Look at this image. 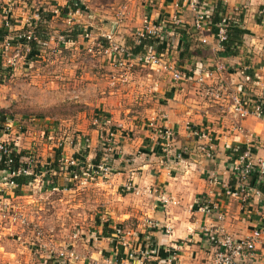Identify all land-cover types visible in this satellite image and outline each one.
Returning <instances> with one entry per match:
<instances>
[{
    "label": "crops",
    "instance_id": "1",
    "mask_svg": "<svg viewBox=\"0 0 264 264\" xmlns=\"http://www.w3.org/2000/svg\"><path fill=\"white\" fill-rule=\"evenodd\" d=\"M189 1L130 0L122 10L124 21L116 22L114 31L117 42L132 48L137 41L136 31L142 28L145 18L165 21L178 10L183 26L171 39L177 50L164 52L163 62L188 73V81L175 82L163 67L142 66L133 60L121 69L116 55L90 54L80 39L61 43L60 36L54 35L48 36L37 55L30 56L27 67L19 68L14 74L27 76L24 90L29 103H40L41 85L46 83L45 91L52 89V99L57 91L60 104L75 99L86 108L81 118L83 124L79 125L82 129L67 137L74 138L72 144L67 141L57 146L50 142L52 145L40 150L35 148L36 133L27 139L24 135L14 136L13 144L26 155L22 158L24 163L31 158L29 154L35 153L38 161L42 159L41 163L48 158L55 161L59 156L83 163L90 157L100 160L97 165L106 162L110 167L109 174L95 178L94 182L81 178L80 189L87 193L86 199L99 200L103 207L96 218L98 238L80 246L82 251L64 245L68 252L79 255L74 264H150L151 261L213 264L214 248L202 229L220 223L217 213L205 215L199 211L202 198H207L225 215L224 229L236 238L247 237L264 222V186L260 187L261 196L253 195L246 203L226 193L228 188L236 186L232 169L237 158L229 155V151L250 149L255 157L264 159V116L247 117L241 122L243 132H240L235 129L229 111L233 94L242 95L248 103L264 102V0H200L214 12L223 5L229 15L237 18L235 25L243 31L237 41L240 43L226 52L219 47L213 31L195 33ZM104 31L100 29L96 35ZM52 49L57 61L53 73L58 81L51 74L43 79L40 66H35ZM193 72L206 74L207 84L225 88L223 98L206 97ZM164 128L175 134L169 152L164 150L165 141L156 134ZM196 130L211 137L212 158L199 151L208 142L195 136ZM12 134H5L1 141L8 142L7 137ZM36 166L26 174L29 182L17 189L8 186L0 172V194L17 213L41 227L49 224L53 227L49 221L53 212L47 201L54 192L69 190L68 182L73 180L64 170L49 177L46 168L39 167L41 171L37 172ZM40 175L44 178H37ZM78 213L83 214L76 211L74 216ZM72 220L77 224L80 218ZM18 226L0 221V242L9 235L19 234ZM105 226L112 231L110 236H105ZM68 227L65 224L66 234ZM117 227L130 235L125 245L115 236ZM132 253L134 259L130 258ZM255 262L264 264V238L257 246Z\"/></svg>",
    "mask_w": 264,
    "mask_h": 264
},
{
    "label": "built area",
    "instance_id": "2",
    "mask_svg": "<svg viewBox=\"0 0 264 264\" xmlns=\"http://www.w3.org/2000/svg\"><path fill=\"white\" fill-rule=\"evenodd\" d=\"M70 1L71 0H69V2ZM146 1H148V3H152L155 0ZM84 7L85 10L82 7H78L75 11L70 10L69 13L65 15L62 14V7H55L51 11V18L65 17L67 24L70 28L74 29L73 31H70V33L68 32L59 35L61 43H75L77 39H82L87 42L84 44L87 46V51L90 54L100 52L103 54L116 55L118 60L117 65L121 69L126 66L127 62L133 60L142 66L147 65L151 68L163 67L164 70L171 73L172 79L175 82L188 81L190 79L188 73L177 69L174 64L164 63L163 53H158L155 49H149L146 52L135 54L133 52V47L127 48L117 42L114 33H104L99 36H94L92 31H94L95 25L93 22L91 24L88 22L87 24L82 25L81 20L84 12L86 11V6ZM189 7L194 14L193 28L195 33L204 34L213 31L219 47L221 50L225 51V43L229 40V32L231 28L235 26L237 18L224 11L221 15V19L214 23L213 9H207L200 0H190ZM176 8L178 9V5ZM44 11H47V9H44ZM6 14V21H4L2 26L8 29V34L3 37V39L0 38V84L5 83L8 78L14 77L15 72L20 68L21 62H24L25 60L29 61L28 59L30 58L32 52L30 47L31 42H36L41 45L43 44L37 32L42 21V13L34 15L31 18V22L25 24L22 29L15 28V24L9 21V13L6 12ZM124 14V12H121V17L117 21L118 23H122L124 21ZM89 20H93V18L89 17ZM182 23L183 21L178 13V10L172 15V17H170L169 20L165 21L154 22L145 18L142 28L136 31L135 37L137 40H158L160 44L167 45V47H169L166 52L177 50L175 41H171V39L173 40V37L177 35L178 29L183 26ZM75 32L78 34L73 35ZM169 41L172 42V45H170ZM202 41L206 42L205 39ZM96 46L98 49H95ZM10 52L13 53L10 54ZM193 74L196 76V83L199 85V88L206 97L220 100L225 95V92H227V90L223 87H216L207 84L206 74L203 75L202 72H193ZM122 79H124V77H122ZM229 111L235 122V129L243 132V127L241 126V122L243 120L249 116L259 118L264 116V102L254 101L252 103H248L242 95L233 94L230 95ZM12 127L13 123L8 119L5 124L4 135L5 132L9 131ZM156 134L165 141L164 150L169 152L173 148V141L175 138L174 132L164 128L160 129ZM194 134L199 139L207 140L208 144L199 147V151L204 153L208 158H212L213 141L209 134L201 130L194 131ZM11 146L17 149L15 144L11 145L8 142L1 141L0 138V161L4 158L9 159L7 161L6 170L0 172L7 185L13 189H17L19 185L14 181V179L23 176V174L26 175L30 173L31 169L26 166L20 168L18 171H12V160L10 159V155L13 148ZM60 162L63 164L62 170L66 171L72 180H79L83 176H94V178H98L109 174L110 170V167L106 164V162L103 165H97L92 162L90 157L84 160L83 163L75 158H63L60 159ZM85 164L88 165L86 166ZM87 168L89 172L87 171ZM232 171L233 176L235 177V180L233 181L234 183L236 181V186L234 189H227L226 193L228 196H238L244 203H246L253 197V195H262L260 187L264 186L263 158L255 157L251 150L247 149L242 155L237 157ZM164 202L167 203L168 201L165 200ZM218 210L219 208L210 203L207 198L201 199L199 211L203 212L205 215L217 213V220L220 223V225H208L202 229V233L207 238V241L214 248L213 264H256L257 246L264 238V222L260 227L255 228L247 237L236 238L225 231L222 224L225 219V215ZM0 221L24 226L29 230L31 229L30 231H33V233L37 236L44 237L45 235L37 224L30 221L26 216L17 213L16 209L9 202H7L1 194ZM150 224L152 227L155 226L154 223ZM115 236L122 245H125L127 237L130 235L125 229L117 227L115 229ZM60 255L63 258H67L70 262L77 261L79 259L78 254L68 252L66 249H62ZM130 258L134 259L133 253L130 254Z\"/></svg>",
    "mask_w": 264,
    "mask_h": 264
},
{
    "label": "rangeland",
    "instance_id": "3",
    "mask_svg": "<svg viewBox=\"0 0 264 264\" xmlns=\"http://www.w3.org/2000/svg\"><path fill=\"white\" fill-rule=\"evenodd\" d=\"M80 1L82 5L86 6V11L81 20L82 25L93 22L95 25L94 31H92L94 36H97L98 29L106 27V31L103 33H107V30L112 29L113 24L120 19L122 10H125L126 5L130 3V0ZM68 2L69 0H0V27L6 21V12L9 13V21H13L15 24L14 27L22 29L23 25L31 22V18L34 15L38 13H42V17L46 16V14L51 15V11L55 7H64ZM44 9H47V11H44ZM126 11L128 12V9ZM23 15L24 19L22 18ZM89 17H92L93 20H89ZM42 30L45 31L46 36H59L68 32L70 33L74 29L70 28L65 17H56L52 18L50 23H44ZM80 40L83 41L82 39ZM83 43L87 42L83 41ZM54 45L58 46V44ZM95 49H98L97 46ZM12 53L10 52V54ZM52 53L53 49L46 51L43 54L46 58L40 59L35 64V66H40V76L43 79L49 78L50 74L53 78L57 76V74L53 73L57 70V61L54 59L55 56ZM53 61L55 62L54 64ZM25 64H27L26 60L21 62L20 68L27 67ZM46 69L47 71H45ZM54 80L58 81L56 78ZM26 83L27 76L19 74L18 76L8 78L5 83L0 84V110H5L9 121L13 123V127L5 132L7 135L13 133L11 137H7L9 139L8 143L13 144L12 139L14 136L24 135L27 139L30 134L36 133L35 143L38 144L35 148L40 150H44L47 144L52 145L50 142H53L57 146L67 143V141L72 144L74 138L68 139L67 137L74 135L82 129L79 125L83 124L81 118L83 119L86 108L77 103L75 99H72L69 104H60L57 91H55V99L50 97L52 89L45 91L46 83L41 85L42 90L40 95L42 97L40 103L36 105L29 103L26 90H24ZM46 118L50 119L46 120ZM52 131L53 134L51 133ZM47 135L52 138L47 137ZM3 136L4 132L1 137ZM29 156L31 158L25 161L26 166L30 167V169L33 167L35 169L37 165V172L41 171L40 168H46V173L49 177H52L53 173H56L57 176L59 175L63 167L60 159L66 158L59 156L58 161H51V158L49 161L48 158L41 163L42 159L38 161L35 158V153L29 154ZM99 161L97 162L99 163ZM37 178H44V175H40ZM83 178L85 181H95L94 176H83ZM81 180L80 178L79 180L68 182L67 187L69 190L62 193L54 192L50 196L47 204L53 212L51 214L52 219L49 220L53 227H49L50 224L48 227L38 225L42 229V232L45 233L44 237L37 236L35 233H29L28 228L26 229V227L24 228V226L19 225V234L9 235L5 237L6 240L4 242H0V246L2 247L0 248V264H74L68 261L67 258H63L60 252L64 249V245H69L71 248L82 251L81 249L83 248L81 247L84 244L87 245L86 242L90 244L92 240L94 241L95 238L99 237L97 233L98 221L96 218L98 217L97 213H100L103 207L99 200L91 202L88 197L86 199L84 195L86 192L84 193V189H80ZM51 199L53 201L50 204ZM96 208L98 209L96 210ZM76 211L83 212V214L80 215L78 213L77 216H74ZM72 216V219H76V217L77 219L78 217L80 218L77 224L70 219ZM65 224L69 226L67 231L69 234L65 233ZM71 225H74L72 229L70 228ZM82 228L87 230H81ZM77 230L80 233H77Z\"/></svg>",
    "mask_w": 264,
    "mask_h": 264
},
{
    "label": "trees",
    "instance_id": "4",
    "mask_svg": "<svg viewBox=\"0 0 264 264\" xmlns=\"http://www.w3.org/2000/svg\"><path fill=\"white\" fill-rule=\"evenodd\" d=\"M78 7H82L85 10V7L82 6V3L80 0H71L69 2V4L67 6H65V8H62V14H67L69 13L70 10H76ZM224 6L220 5L217 7L216 11L214 12V16H213V22L216 23L221 19V15L222 13H224ZM44 16V15H43ZM51 19V15L46 14V16L42 17V21L40 23L39 29H38V36L40 37V39L42 40L43 44H38L36 42H31L30 43V47H31V56H35L37 55L40 50L42 49V47L45 46V43L48 41V36H46V33L44 30H42L44 28V23H48ZM13 22V21H11ZM243 31H241V29L238 26H233L229 32V40L228 42L225 43V52L228 50H232V48L235 45H238L240 42L237 43V41H239L238 39H241L240 36H242ZM8 34V29L4 26H2L0 28V38L3 39V37H5ZM78 33L75 32L76 35ZM170 45H172V42H170ZM168 43V44H169ZM169 47H167V45H162L160 44V42L158 40L155 39H140L137 40L134 47H133V52L135 54L138 53H143L148 51L149 49H155L158 53H164L167 51ZM186 50V49H185ZM31 57V58H32ZM8 114L6 113L5 110H0V137L3 135L4 129H5V124L6 121L8 120ZM13 148V151L10 155V159L12 160V164H11V168L12 171H18L20 168L26 167V165L23 163L22 158L25 157V153L23 151L18 152V150L16 148H14L13 146H11ZM244 148H240L237 151L231 150L229 151V155H231L234 158H237L238 156H240V154L244 151ZM9 159H2V161H0V171L6 170L7 168V161ZM58 161V160H57ZM98 160H96V158L92 159V162L94 164H97ZM14 181L20 185L23 183H28L29 182V178L28 176L24 175L20 176L18 178H15ZM264 189V188H263ZM104 234L107 235H111L112 231H110L106 226L104 227ZM145 264H149V263H145ZM150 264H155L153 261H151Z\"/></svg>",
    "mask_w": 264,
    "mask_h": 264
},
{
    "label": "water",
    "instance_id": "5",
    "mask_svg": "<svg viewBox=\"0 0 264 264\" xmlns=\"http://www.w3.org/2000/svg\"><path fill=\"white\" fill-rule=\"evenodd\" d=\"M115 25H116V24L114 23V24H113V26H112L113 28H112V29H109V30H107V33L113 34V33H114V31H115V27H116ZM104 30L106 31V27L104 28Z\"/></svg>",
    "mask_w": 264,
    "mask_h": 264
}]
</instances>
